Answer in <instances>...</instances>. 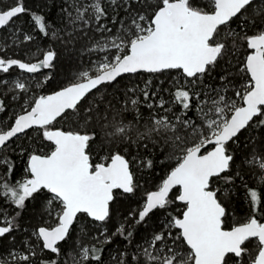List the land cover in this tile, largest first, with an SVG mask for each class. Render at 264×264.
Listing matches in <instances>:
<instances>
[{"label": "snow or ice", "instance_id": "snow-or-ice-1", "mask_svg": "<svg viewBox=\"0 0 264 264\" xmlns=\"http://www.w3.org/2000/svg\"><path fill=\"white\" fill-rule=\"evenodd\" d=\"M36 9L0 0V264H264V0Z\"/></svg>", "mask_w": 264, "mask_h": 264}, {"label": "trees", "instance_id": "trees-1", "mask_svg": "<svg viewBox=\"0 0 264 264\" xmlns=\"http://www.w3.org/2000/svg\"><path fill=\"white\" fill-rule=\"evenodd\" d=\"M39 3L40 0H25L26 6L32 8L33 10H37L36 5ZM22 19L23 21L27 22L29 18L27 16H24ZM71 70H72V66H70L68 61L62 57L61 62L57 64V68L55 70H52L53 79L50 80L49 87L46 90L47 91L55 90L58 84L66 79V77L69 75ZM125 82H127V80H125ZM18 166H22V162H18ZM133 169L135 170L134 164H133ZM163 174L164 172L162 171L159 165L151 175L142 172L137 173V179L143 185V188L140 191L143 192L146 189H151L160 180ZM139 198H140L139 195L132 198L131 200L128 198H124L121 201V203L117 206L121 209V211L126 213V211L130 207L136 206V201L139 200Z\"/></svg>", "mask_w": 264, "mask_h": 264}, {"label": "water", "instance_id": "water-1", "mask_svg": "<svg viewBox=\"0 0 264 264\" xmlns=\"http://www.w3.org/2000/svg\"><path fill=\"white\" fill-rule=\"evenodd\" d=\"M48 70H45V72H47Z\"/></svg>", "mask_w": 264, "mask_h": 264}]
</instances>
